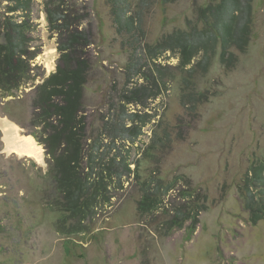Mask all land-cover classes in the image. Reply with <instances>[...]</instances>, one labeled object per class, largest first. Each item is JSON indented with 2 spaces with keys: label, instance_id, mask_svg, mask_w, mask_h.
<instances>
[{
  "label": "rangeland",
  "instance_id": "374dc122",
  "mask_svg": "<svg viewBox=\"0 0 264 264\" xmlns=\"http://www.w3.org/2000/svg\"><path fill=\"white\" fill-rule=\"evenodd\" d=\"M221 2L132 0L140 29L128 36L118 33L108 0H31L35 56L19 87L0 88V116L33 137L44 158L8 152L0 127V264H264V217L251 222L239 191L264 163V0H252L248 42L233 48L230 64L220 61V46L206 69L182 65L178 46L156 48L204 27L200 10ZM14 4L0 0V40L4 14H18L8 11ZM59 64L85 74L86 155L107 127L145 120L134 142L102 147L108 163L118 161L110 162L106 197L66 225L34 117L38 86ZM135 111V122L121 117ZM148 183L154 192L160 186L161 198L142 211ZM177 206L190 216L199 207L197 221L173 226Z\"/></svg>",
  "mask_w": 264,
  "mask_h": 264
},
{
  "label": "trees",
  "instance_id": "16d2710c",
  "mask_svg": "<svg viewBox=\"0 0 264 264\" xmlns=\"http://www.w3.org/2000/svg\"><path fill=\"white\" fill-rule=\"evenodd\" d=\"M16 4L8 11L17 12L18 16L4 14L2 21L3 40H0V88L10 91L19 87L31 70V58L35 52L30 49L31 31L33 21L30 16L31 0H15ZM144 1V0H143ZM111 5L118 33L132 35L140 29L132 10V0H108ZM208 12H211L209 17ZM20 17V18H19ZM199 17L204 20V27L189 31L175 32L166 41L170 44H158L156 48L163 50L166 45L180 47L179 59L182 65L193 64L207 68L211 64L210 54H215L220 46V61L230 64L236 60L233 48L242 49L248 42L250 25L252 22V0H222L213 9L211 5L200 10ZM163 48V49H162ZM63 51L66 47H62ZM167 49V48H165ZM161 52V51H160ZM67 52H63V59ZM189 78L185 77L186 83ZM85 74L79 67L69 64H59L57 69L48 75L39 84L34 99L35 119L42 126V142L45 143L48 155L54 169V179L59 192L62 194V207L64 225L69 218H84L94 209L95 204L106 197V179L111 174L110 162H118L113 157L106 160L102 147L109 149L118 147L116 138L123 142L129 139L134 142L143 133L142 124L132 127L120 123L114 132L107 127L104 136L92 143L86 155L83 141L86 139V124L83 112L85 111V98L83 94ZM185 97V93L183 95ZM121 117L132 121L142 117L138 112H123ZM37 136V135H36ZM107 138L110 141L106 142ZM151 147H153L151 145ZM150 149V148H149ZM87 157V161L85 158ZM124 171L132 170L124 159ZM118 171V176L122 171ZM172 187V186H171ZM151 190V185L145 184L140 200L142 211L150 210L161 198L160 186ZM240 195L245 209L249 212L251 222L258 223L264 217V163L253 166L247 172L244 182L239 186ZM156 202V203H155ZM199 209V210H198ZM172 211L173 226H181L188 218L197 221L200 208L195 215L186 213L181 207H174ZM194 211V210H193ZM66 222V223H65ZM60 226L65 231V226ZM71 231V230H70Z\"/></svg>",
  "mask_w": 264,
  "mask_h": 264
},
{
  "label": "bare ground",
  "instance_id": "6f19581e",
  "mask_svg": "<svg viewBox=\"0 0 264 264\" xmlns=\"http://www.w3.org/2000/svg\"><path fill=\"white\" fill-rule=\"evenodd\" d=\"M0 127L4 131L3 137L8 152L16 151L20 155L29 154L38 160H43L42 146L33 137L21 134L18 125L8 118L0 116Z\"/></svg>",
  "mask_w": 264,
  "mask_h": 264
}]
</instances>
